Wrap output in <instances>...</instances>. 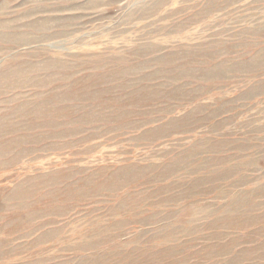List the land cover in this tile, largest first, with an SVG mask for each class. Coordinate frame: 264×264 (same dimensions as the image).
I'll list each match as a JSON object with an SVG mask.
<instances>
[{
    "label": "rangeland",
    "instance_id": "374dc122",
    "mask_svg": "<svg viewBox=\"0 0 264 264\" xmlns=\"http://www.w3.org/2000/svg\"><path fill=\"white\" fill-rule=\"evenodd\" d=\"M263 216L264 0H0V264H264Z\"/></svg>",
    "mask_w": 264,
    "mask_h": 264
},
{
    "label": "bare ground",
    "instance_id": "6f19581e",
    "mask_svg": "<svg viewBox=\"0 0 264 264\" xmlns=\"http://www.w3.org/2000/svg\"><path fill=\"white\" fill-rule=\"evenodd\" d=\"M43 25V24H42ZM258 33V32H257ZM185 36V35H184ZM246 191V190H245ZM239 201H241V200H239ZM245 203V202H244ZM247 203V205H249V204H251L250 203V201H247L246 202ZM238 209V208H237ZM264 217V216H263ZM262 218V217H261ZM260 217L258 218L259 220L261 219ZM250 220V219H249ZM249 220H246V223H244L243 225H242V227H244V228H246V227H249L250 226V222H249ZM261 228V227H260ZM255 230H257V229H255ZM260 230V229H259ZM160 240V239H159ZM168 242V241H167ZM166 243V242H165ZM181 245V244H180ZM178 247V246H177ZM173 248H175L174 246H173ZM182 249V248H181ZM180 249V250H181ZM186 249V248H185ZM192 249V248H191ZM148 250H150V249H148ZM161 250V249H160ZM153 251V250H152ZM162 252V251H161ZM160 252V253H161ZM181 252H183V251H181ZM174 253H175V251H168V253H165V254H160L162 257H158V255H152V254H150V253H148V254H150L151 256H149V257H147L146 259L145 258H143L145 261H141L142 263H140L138 260L141 258V256L139 257V259H137V258H133V256H127V257H129V259H126V260H124V261H128L127 263H123V262H120L119 264H138V263H140V264H157V263H160V262H163L164 260L165 261H171V260H173L174 258H175V255H174ZM177 253V252H176ZM137 254V253H136ZM191 254V253H190ZM260 254V253H259ZM133 255V254H132ZM159 255V256H160ZM147 256V255H146ZM178 257V256H177ZM181 257V256H180ZM185 257V256H184ZM116 258V257H115ZM186 258V257H185ZM195 258V257H194ZM198 258V257H197ZM196 258V259H197ZM142 259V258H141ZM187 259V258H186ZM191 259V258H190ZM199 259V258H198ZM176 260V259H175ZM82 261V260H81ZM112 261V260H111ZM115 261V260H114ZM138 261V262H137ZM190 261V260H189ZM105 262H108V261H106V258H103V259H101V261H88V260H85V262H81L80 264H105ZM170 263V262H169ZM168 263V264H169ZM114 264V263H113Z\"/></svg>",
    "mask_w": 264,
    "mask_h": 264
}]
</instances>
